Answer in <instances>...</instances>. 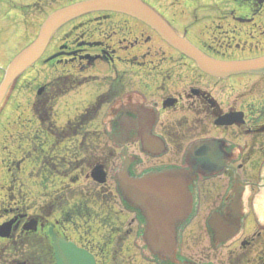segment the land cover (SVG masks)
<instances>
[{"label": "flooded vegetation", "instance_id": "obj_1", "mask_svg": "<svg viewBox=\"0 0 264 264\" xmlns=\"http://www.w3.org/2000/svg\"><path fill=\"white\" fill-rule=\"evenodd\" d=\"M147 1L211 58L264 56V0ZM140 25L146 32L122 13L84 15L59 29L39 59L53 63L54 72L35 90L32 119L44 140L25 161L37 164L30 173L46 166L54 176L46 186L50 210L0 214V225L12 224L0 237V264H57L53 236L86 249L96 264H264V225L250 206L262 186L264 73L212 77ZM80 99L87 103L67 112ZM226 115L228 123H219ZM98 121L102 126L94 127ZM120 131L126 140L134 136L137 148L121 147L122 163L76 158V141L87 149L92 136ZM140 153L152 160L144 164ZM90 165L103 167L105 184L80 183L77 170ZM191 171L189 179L173 175ZM184 187L193 194L181 196ZM195 219V233L209 240L198 245V260L180 252ZM75 231L101 242L75 239ZM173 234L179 262L166 236Z\"/></svg>", "mask_w": 264, "mask_h": 264}, {"label": "rangeland", "instance_id": "obj_2", "mask_svg": "<svg viewBox=\"0 0 264 264\" xmlns=\"http://www.w3.org/2000/svg\"><path fill=\"white\" fill-rule=\"evenodd\" d=\"M72 1L74 0H0V66H6L20 50L36 38L41 23L50 12ZM155 1L159 2L160 0ZM138 23L141 32H146L140 22ZM144 49L145 47H141V50ZM53 72V63L44 66L42 60H38L36 65L23 73L13 85L7 100L0 109V214L4 213L6 209L11 210L13 208L21 211L25 210L29 213L50 210L47 208L50 206V202L45 199V195L49 191L46 186L52 183L51 180L54 176L51 177L52 173L46 166H41L38 171L30 173V170H36L37 164L32 166L30 162L25 160L30 158L28 156L34 155L32 153L34 152V143L42 144L44 140V137L42 139L40 136V132L43 129L39 127L38 121L32 119L33 98L36 87L41 80L52 76ZM212 83L214 84L215 82L212 81ZM224 84L227 83L220 82L218 85L223 87ZM86 103L87 100L80 99L67 112L71 113L74 110L81 109ZM159 120H163V118L161 117ZM93 126L99 128L102 123L98 121ZM27 127L30 131L25 135ZM92 130L97 129L93 128ZM24 135L29 137L28 141L24 139ZM133 138L134 136L124 141L126 137L123 132L113 136L99 133V135L87 139L84 145V147H88L87 149H81L80 143L76 141V158L79 160L86 158L91 164L96 158L103 156L104 166H112L113 161L116 164H120L123 162V157L121 149L117 148V146L126 143V146L129 147V152H137V148L133 147ZM31 141H33V147ZM27 148L31 152L27 151ZM139 156L144 164H147L149 159L152 160L143 153H140ZM90 158L92 161H90ZM21 159H24L25 162H22ZM11 168L13 172L10 171ZM78 173L80 183L85 184L86 188L93 187V183L98 184L90 177V168L88 169V166L81 167V171L80 169L77 170ZM212 180L209 178V183H212ZM108 183H114L110 176H108ZM81 188L76 187V190ZM190 194L192 195L193 193ZM107 197L109 201L114 202L113 195L109 194ZM258 205L261 211L264 210V201H260ZM95 208L97 207L95 206ZM261 216L263 215L261 214ZM197 219L190 225L192 226L191 234L185 235L180 246L182 256L189 255L194 260L199 258L198 252L200 250L198 248L201 249V247H198V245L202 243L208 244L209 241L205 234L202 237L199 233H195ZM90 226L95 231L99 224L96 222ZM73 235L75 239L78 238L80 241L101 242L97 234H84V237H81V234L75 231ZM95 253L99 256V250L95 249ZM172 259L179 262L175 250H173Z\"/></svg>", "mask_w": 264, "mask_h": 264}, {"label": "water", "instance_id": "obj_3", "mask_svg": "<svg viewBox=\"0 0 264 264\" xmlns=\"http://www.w3.org/2000/svg\"><path fill=\"white\" fill-rule=\"evenodd\" d=\"M97 11L120 12L140 20L155 30L175 49L193 59L201 70L211 76L222 78L232 74L264 73V57L245 61H220L208 57L178 35L156 11L142 0H84L62 7L48 15L35 40L8 64L0 83V108L16 78L41 57L55 31L72 19ZM229 116L232 115L220 118L219 123H228L225 120ZM191 173L193 171L178 176L189 177ZM92 177L99 183L106 181V173L99 165L94 167ZM8 227L7 224L0 226V236L7 235ZM166 236L170 241V236ZM55 246L57 264H95L92 255L73 245L65 244L62 239L57 241Z\"/></svg>", "mask_w": 264, "mask_h": 264}]
</instances>
